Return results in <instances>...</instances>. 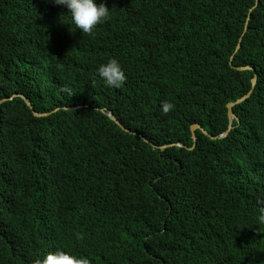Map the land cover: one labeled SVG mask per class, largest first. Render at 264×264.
Returning <instances> with one entry per match:
<instances>
[{"label": "trees", "instance_id": "trees-1", "mask_svg": "<svg viewBox=\"0 0 264 264\" xmlns=\"http://www.w3.org/2000/svg\"><path fill=\"white\" fill-rule=\"evenodd\" d=\"M95 2L109 18L85 35L51 0H0V264H264V0ZM115 56L120 88L95 74ZM153 87L174 109L129 124L146 142L105 112ZM250 90L226 138L162 152L192 147V124L224 133Z\"/></svg>", "mask_w": 264, "mask_h": 264}, {"label": "clouds", "instance_id": "clouds-1", "mask_svg": "<svg viewBox=\"0 0 264 264\" xmlns=\"http://www.w3.org/2000/svg\"><path fill=\"white\" fill-rule=\"evenodd\" d=\"M255 2H257V0H255ZM51 3H53L55 5L62 6L63 8H65L66 12L68 13V15L70 17V22H71V25L74 27V30L78 29L80 31V33H83L85 35H92L94 33L95 27L98 24L104 23L109 18V8L105 7V5L103 3L97 4L95 2V0H51ZM242 36H243V33L241 34L240 38L238 39L235 51H237L240 47V42L242 40ZM115 57H110L107 60H105L104 62H101L95 69V74L99 77V79L101 81H103L104 86L110 87V88H120L122 86V84L125 82V80L127 79V77L125 75V71H124L123 67L121 66V63L119 62V61H121V59L118 56H115ZM231 59L232 58H230L229 62L231 61ZM241 68H248V69L243 70V71H253V69L248 67V66H240V67H237L235 69L237 71H239L238 69H241ZM252 79H254V84H252ZM252 79H251V87H253L256 83V76L254 75L252 77ZM250 94H251V92H250ZM13 96H17V95L14 94ZM22 98H25V97L22 96ZM0 100L3 101L5 99L2 98ZM2 101H0V102H2ZM145 108H146L145 110H141L139 113H131L128 115H124V116H122V118L120 120L112 112H110V113L105 112V113H107L110 118L112 115L115 116V118L119 121V123L122 127H120L118 124H116L112 119H111V121H113V123L116 126H118L122 131H124L125 133H128L130 135H134V136H136L140 139H143L144 141L147 142L148 140H146V138H144V136L141 134V131L137 130V129H133L131 126H129V124L130 125L135 124L142 119V117L145 113H149V112L156 113V111L158 112L159 109H160L162 114H167L169 111L174 109V104L171 102H168L167 100L160 101V93H157L155 88L153 87L152 88V95H151L149 101L147 102V104L145 105ZM44 114H47L46 116L50 115V113H44ZM227 115H228V113H227ZM228 119H229V126L232 127L231 128V130H232L233 129V121L234 120L237 121V119L235 118V116L232 119H230L228 117ZM194 126L196 127L195 131L192 130V127H194ZM229 126H228V128H229ZM189 130H191L192 139L194 141L192 147H185L182 144H176V145H172V146H163L161 148L162 152H164L167 148H170L173 146L186 149L187 151H193V149H195L197 146V140H196V136H195V132L197 130H200L204 135H206L207 137H209L213 141L224 139L229 134L228 133L226 136H224L223 138L220 139L218 137L223 135L228 129L220 135H211L208 131H204L201 129L200 123L192 124L191 126H189ZM204 132H206V133H204ZM212 136L217 137V139H212L211 138ZM256 225H264V205H261L259 207V213L257 216ZM33 264H90V261L85 256H82V255L78 256L75 254H71L67 251L57 249L54 252H47L42 257H38L37 259H35L33 261Z\"/></svg>", "mask_w": 264, "mask_h": 264}, {"label": "water", "instance_id": "water-1", "mask_svg": "<svg viewBox=\"0 0 264 264\" xmlns=\"http://www.w3.org/2000/svg\"><path fill=\"white\" fill-rule=\"evenodd\" d=\"M246 69H248V68H241V69H238L239 71H243V70H246ZM252 84H254V79H252ZM250 92L251 91H249L248 92V94L246 95V96H244V97H242L241 99H237V100H235L234 102H230V103H228L227 104V110H228V117L230 118V119H232V118H234V113H233V107H234V105L235 104H239V103H241L242 101H244L246 98H248L249 97V95H250ZM24 100L26 101V103L28 104V107L30 108V109H32L33 107H32V104H31V102H30V100L28 99V98H24ZM0 101H2V100H0ZM35 114V116L36 117H44V116H46L47 114H39V113H34ZM111 119L116 123V124H118L120 127H122L121 125H120V123H119V121L115 118V116L114 115H112L111 116ZM231 126H229V128H228V130L223 134V135H221V136H219L218 138H223L224 136H226L228 133H229V131L231 130ZM195 129H196V127L194 126V127H192V130L193 131H195ZM204 133H206V132H204ZM212 139H217V137H215V136H212L211 137Z\"/></svg>", "mask_w": 264, "mask_h": 264}]
</instances>
